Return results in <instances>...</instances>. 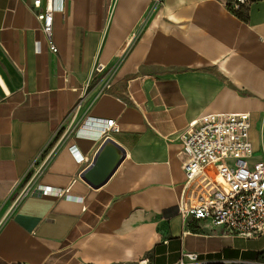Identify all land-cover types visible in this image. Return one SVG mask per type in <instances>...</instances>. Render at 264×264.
Wrapping results in <instances>:
<instances>
[{
    "label": "crops",
    "instance_id": "0c3cea01",
    "mask_svg": "<svg viewBox=\"0 0 264 264\" xmlns=\"http://www.w3.org/2000/svg\"><path fill=\"white\" fill-rule=\"evenodd\" d=\"M32 2L0 0V264H264V234L179 209L211 192L186 184L190 123L249 113L264 155V0H67L56 53ZM109 137L125 158L94 188L82 174Z\"/></svg>",
    "mask_w": 264,
    "mask_h": 264
},
{
    "label": "built area",
    "instance_id": "2783aa9c",
    "mask_svg": "<svg viewBox=\"0 0 264 264\" xmlns=\"http://www.w3.org/2000/svg\"><path fill=\"white\" fill-rule=\"evenodd\" d=\"M66 1L32 2L41 23V32L54 53L58 52L53 41L54 18L56 12L64 10ZM96 70L102 72L104 65L99 64ZM110 87L107 82L99 94ZM104 124L103 134L118 131L114 120H107ZM250 129L249 113L209 114L190 123L180 133L181 151L186 155L183 164L186 184L204 178L211 187V192L200 195L193 206H179L185 224L192 220H206L232 235L258 237L264 234V155L254 158ZM52 191L46 187L43 193ZM185 256L190 264H201L198 255Z\"/></svg>",
    "mask_w": 264,
    "mask_h": 264
},
{
    "label": "water",
    "instance_id": "95a60500",
    "mask_svg": "<svg viewBox=\"0 0 264 264\" xmlns=\"http://www.w3.org/2000/svg\"><path fill=\"white\" fill-rule=\"evenodd\" d=\"M124 158V149L110 137L106 138L82 177L92 187L98 188L108 181Z\"/></svg>",
    "mask_w": 264,
    "mask_h": 264
},
{
    "label": "clouds",
    "instance_id": "9594fccd",
    "mask_svg": "<svg viewBox=\"0 0 264 264\" xmlns=\"http://www.w3.org/2000/svg\"><path fill=\"white\" fill-rule=\"evenodd\" d=\"M91 122V121H90ZM98 124H100L102 127L104 126V122L103 121H96ZM90 139H97L99 138L98 136H92V137H89ZM72 152L74 153L75 155V158L79 161V160H82L84 157L82 155V153L80 152L79 148L78 147H74L72 149ZM69 199H73V198H69ZM76 199H79V198H76Z\"/></svg>",
    "mask_w": 264,
    "mask_h": 264
},
{
    "label": "rangeland",
    "instance_id": "374dc122",
    "mask_svg": "<svg viewBox=\"0 0 264 264\" xmlns=\"http://www.w3.org/2000/svg\"><path fill=\"white\" fill-rule=\"evenodd\" d=\"M256 154L260 153V149L254 148Z\"/></svg>",
    "mask_w": 264,
    "mask_h": 264
}]
</instances>
